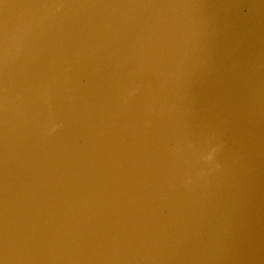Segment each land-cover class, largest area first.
<instances>
[{
    "label": "water",
    "instance_id": "95a60500",
    "mask_svg": "<svg viewBox=\"0 0 264 264\" xmlns=\"http://www.w3.org/2000/svg\"><path fill=\"white\" fill-rule=\"evenodd\" d=\"M0 262L264 264V0H0Z\"/></svg>",
    "mask_w": 264,
    "mask_h": 264
},
{
    "label": "clouds",
    "instance_id": "9594fccd",
    "mask_svg": "<svg viewBox=\"0 0 264 264\" xmlns=\"http://www.w3.org/2000/svg\"><path fill=\"white\" fill-rule=\"evenodd\" d=\"M59 124H53L52 127L50 128L51 132L56 131L57 128H59ZM218 148L217 147H212L209 151H207L205 154L201 156L202 161L205 164H209L213 161L214 155L217 152ZM218 166V165H217Z\"/></svg>",
    "mask_w": 264,
    "mask_h": 264
},
{
    "label": "snow or ice",
    "instance_id": "6c2138e0",
    "mask_svg": "<svg viewBox=\"0 0 264 264\" xmlns=\"http://www.w3.org/2000/svg\"><path fill=\"white\" fill-rule=\"evenodd\" d=\"M0 264H2V262H0Z\"/></svg>",
    "mask_w": 264,
    "mask_h": 264
}]
</instances>
